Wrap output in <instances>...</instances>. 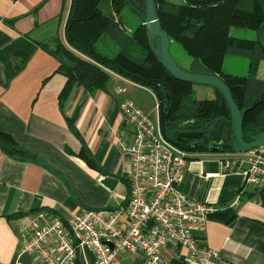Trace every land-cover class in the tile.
<instances>
[{
  "label": "crops",
  "instance_id": "1",
  "mask_svg": "<svg viewBox=\"0 0 264 264\" xmlns=\"http://www.w3.org/2000/svg\"><path fill=\"white\" fill-rule=\"evenodd\" d=\"M70 1L0 0V133L38 159L19 161L0 150V264L30 262L28 255L17 257L20 227L33 212L66 218L80 209L121 204L129 162L117 139L129 142L131 128L119 107L130 100L153 118L156 112L158 116L152 92L114 74L105 90L91 93L75 87L60 106L66 79L56 72L59 64L50 50L54 39L66 45ZM71 121L80 139L70 131ZM82 146L95 167L79 156ZM227 155L196 154L178 189L205 202L211 214L239 206L237 218L230 225L208 220L204 232L193 234L201 247L216 254L206 264H264V184L247 185L242 174L223 173L219 160ZM105 177L118 180L113 191L101 184ZM183 254L169 245L165 264H179ZM130 256L122 264H142Z\"/></svg>",
  "mask_w": 264,
  "mask_h": 264
},
{
  "label": "trees",
  "instance_id": "2",
  "mask_svg": "<svg viewBox=\"0 0 264 264\" xmlns=\"http://www.w3.org/2000/svg\"><path fill=\"white\" fill-rule=\"evenodd\" d=\"M134 1L144 6V0ZM154 4L170 44L176 43L191 58L187 68L178 66L186 71L220 78L228 86L241 111L254 106L244 117L245 142L264 132V80L256 78L258 66L264 61L259 47L261 44L264 48V0H180L179 3L154 0ZM124 8L122 0L70 1L64 30L66 45L54 39L50 50L59 64L56 72L66 79L59 95L60 106L75 87H82L91 93L105 90L114 74L154 94L163 136L166 127L171 132H180L175 139L176 147L188 153H214L203 143V137L217 119H230L225 100L213 90L214 99L195 100L194 85L175 80L159 64L150 51L147 31L141 22L131 33L124 31L119 18ZM233 28L253 32L254 38L248 40L230 36V29ZM105 35L110 36L119 47L111 58L96 49V42ZM41 46L47 48L44 44ZM227 56L246 58L247 75L223 73V62ZM162 88L167 94V105ZM68 127L80 139L72 121L68 122ZM0 150L19 161H38L19 148L11 137L1 133ZM85 150L82 146L79 156L95 167ZM216 153H232L230 143H225ZM126 184L127 197L129 186ZM252 195L253 192L246 196ZM17 217L20 216L12 218ZM236 218L237 212L232 208L217 209L208 215L209 221L224 225L232 224ZM179 264L185 263L181 260Z\"/></svg>",
  "mask_w": 264,
  "mask_h": 264
},
{
  "label": "built area",
  "instance_id": "3",
  "mask_svg": "<svg viewBox=\"0 0 264 264\" xmlns=\"http://www.w3.org/2000/svg\"><path fill=\"white\" fill-rule=\"evenodd\" d=\"M119 109L131 128L129 142L117 139L129 162L128 196L114 208L80 209L66 218L36 211L20 227L17 258L28 255L27 264H122L133 255L142 264H165L169 245L184 252L185 264H206L216 257L193 234L204 232L212 209L178 189L197 153L166 140L157 112L153 118L130 100ZM219 162L223 173L242 174L247 185L264 184V147L231 153Z\"/></svg>",
  "mask_w": 264,
  "mask_h": 264
},
{
  "label": "water",
  "instance_id": "4",
  "mask_svg": "<svg viewBox=\"0 0 264 264\" xmlns=\"http://www.w3.org/2000/svg\"><path fill=\"white\" fill-rule=\"evenodd\" d=\"M122 2L125 7L140 20L141 25L146 29L150 51L171 77L179 82L209 88L218 93L225 100L230 119H217L212 127L207 130L203 137V143L205 145H210L207 148L214 153L218 152V148L214 147L212 144H218L222 136H224L226 143L230 142L232 152L235 154L247 153L264 147V132L252 137L249 142H245L243 139L244 117L254 106L241 111L234 102L228 86L220 78L211 74L183 70L174 61L169 52L170 41L167 33L161 28L154 0H144V6H141L134 0H122ZM256 40L258 42V38H256ZM259 47L264 56L263 46L259 44ZM162 93L167 105V94L164 88H162ZM179 135L180 132H171L166 127L165 137L172 145L176 144L175 139ZM117 183L118 180L111 177H105L101 180V184L110 191L114 190ZM239 208L238 206L235 211L237 212Z\"/></svg>",
  "mask_w": 264,
  "mask_h": 264
},
{
  "label": "rangeland",
  "instance_id": "5",
  "mask_svg": "<svg viewBox=\"0 0 264 264\" xmlns=\"http://www.w3.org/2000/svg\"><path fill=\"white\" fill-rule=\"evenodd\" d=\"M168 1L174 3L180 2V0H168ZM119 18L122 23V27L126 33H131L138 25H140V20L127 8H124L121 11ZM230 36H234L237 39H248V40H252L254 38L253 32H249L247 30L238 29V28L230 29ZM96 49L103 55L110 58L113 57L119 51V47L114 43V41L108 35L102 36L98 40L96 44ZM169 52L172 58L174 59V61L177 63V65L183 68H187L188 65L191 63V58L188 55H186V53L176 43L170 44ZM222 72L227 75L244 77L247 75L248 72V60L244 57H239V56H227L223 62ZM256 78L260 80H264V61H262L258 66ZM193 97L197 101L212 100L214 99V93L209 88L194 85ZM111 194L114 195V193Z\"/></svg>",
  "mask_w": 264,
  "mask_h": 264
},
{
  "label": "flooded vegetation",
  "instance_id": "6",
  "mask_svg": "<svg viewBox=\"0 0 264 264\" xmlns=\"http://www.w3.org/2000/svg\"><path fill=\"white\" fill-rule=\"evenodd\" d=\"M210 143V142H209ZM225 138L224 136H222L221 141L218 144H212L214 147L218 148V150L222 149V146L225 144ZM230 143V142H229ZM211 144V143H210ZM228 144V143H227ZM207 147H209L210 145H206Z\"/></svg>",
  "mask_w": 264,
  "mask_h": 264
}]
</instances>
